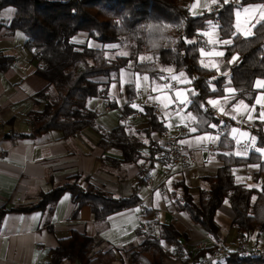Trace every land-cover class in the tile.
Segmentation results:
<instances>
[{
  "label": "trees",
  "instance_id": "trees-1",
  "mask_svg": "<svg viewBox=\"0 0 264 264\" xmlns=\"http://www.w3.org/2000/svg\"><path fill=\"white\" fill-rule=\"evenodd\" d=\"M191 1L0 0V9H12L7 29L23 35L22 48L34 64L32 73L45 82L44 87L30 98L34 105L42 106L40 110L27 112L28 133L11 131L5 133L3 139H31L50 131L60 132L64 138H69L89 129L97 135L99 148L119 152V158L113 160V165L137 164L146 160L149 169L155 161H161L165 152L164 146H158L152 140V135L161 136L165 127L153 108L143 104H138L136 109L131 108L134 87H124L127 102L120 108L117 124L110 131H104L96 124L95 114L86 108V102L94 97L107 100V84L118 79L120 70L151 77L158 74V66L170 67L189 80L185 111L192 117L195 132H217L216 150L227 153L216 154L222 165L213 176L203 178L206 189H199L195 197L184 183L172 182L169 197L173 209L198 226L207 238L223 243L224 238L214 217L227 199L232 213L229 226L242 236L240 240L248 241L253 232L256 235L264 233V183L259 188H246L235 183L231 172L233 168L257 164L258 169L252 176L258 178L264 172V164L255 152L244 158L231 154L234 143L229 130L234 122L217 117L207 106V101L222 98L225 88L230 87L233 94L229 106L239 101L250 104L255 95L254 81H264V23H258L248 37L234 34L232 26L235 7L258 4L263 0H217L216 4L220 6L215 12H203L198 16L188 13L187 4ZM209 22L216 23L220 40L230 41L223 48L221 58L230 63L228 81L199 64L200 43L193 39ZM79 32L85 33L86 40L90 39L100 47L74 45L71 39ZM121 44L127 47L126 55L105 56L103 46L119 47ZM233 57L237 59L231 61ZM11 61V57L0 56V72L6 70ZM97 77L104 78L105 82H95ZM261 92L264 94V84ZM136 113L144 119L140 133L150 151L147 157L138 152L142 142L133 140L123 123L126 117ZM261 126V123H255L251 128L257 148L264 147ZM145 173L146 169L137 173L135 187L127 197H111L92 185L82 187L78 184V176L67 178L42 197L54 199L67 193L76 209L88 207L93 221L98 223L112 213L140 203L135 189L143 183ZM43 204L41 200L34 205L8 210L0 208V216L10 212H33ZM146 213L149 216V212ZM181 237L174 224H159L156 235L144 234L142 241L130 253L129 264H163L166 258L173 256L169 248H181ZM93 248L92 238L71 231L48 251L45 264H110L114 260L113 250L93 252ZM210 253L211 250L206 249L197 250L193 255L177 256L178 264L196 262ZM218 261L220 264H264V251L254 256H242L227 250Z\"/></svg>",
  "mask_w": 264,
  "mask_h": 264
},
{
  "label": "crops",
  "instance_id": "crops-1",
  "mask_svg": "<svg viewBox=\"0 0 264 264\" xmlns=\"http://www.w3.org/2000/svg\"><path fill=\"white\" fill-rule=\"evenodd\" d=\"M205 4H210V0H199V3L192 0L187 4L189 15L198 16L203 12H210L216 5L215 3L204 7ZM232 14L234 34L248 37L254 27L264 21V0L258 4L235 7ZM11 16L10 7L0 9V56L12 58L9 67L0 72V208L8 210L34 205L41 200L44 204L33 212H10L0 216V264H45L48 251L56 246L58 239L66 237L71 231L92 238L93 252L113 250L114 260L110 264H129L130 253L142 241L144 234H157L154 224L161 212L163 224H174L182 234L179 240L181 248H169L173 256L166 258L163 264H178L177 256L193 255L197 251L194 245L207 237L184 215L175 212L171 202H161L163 187L169 183L171 188L172 182L179 181L195 197L199 189H206L203 178L213 176L222 165L216 154L227 153L216 150L219 136L217 132L197 134L192 127V117L185 111L187 91L190 89L188 78L165 66H158V74L151 77L136 75L124 69L119 71L116 81L108 82L107 100L94 97L86 102V108L95 114L96 124L104 131H110L117 124L120 108L127 102L124 87L133 86L134 99L130 101L131 108H138V104L153 108L165 131L161 136L153 134L152 140L158 146H164L167 140L174 139L189 156L182 165L170 163L166 152L162 154L161 161H155L149 169L146 160V166L142 162L139 165H113V160L119 158V152L115 149L103 151L99 148L97 135L89 129L69 138H64L60 132L50 131L31 139H3V135L11 131L28 133L27 112L40 110L42 106L34 105L30 98L45 85L42 79L32 73L34 64L29 61L28 52L22 48L25 40L23 35L18 31H9L6 27ZM74 37L79 39L77 44L86 41V34L83 32ZM193 41L200 43L199 64L228 81L230 63L221 58L223 48L229 44L224 41L229 40L219 39L216 23L209 22ZM116 47L105 45L102 49L105 53H111ZM177 80L181 83H175ZM94 81L102 83L105 79L97 77ZM263 84L262 79L254 81L255 95L250 104L239 101L229 106L233 90L227 87L222 98L208 100L207 106L214 110L217 117L228 118L234 122L229 130V137L234 143L231 154L244 158L250 152H255L264 164V147L257 148L256 139L251 134L254 124L261 123L264 135V94L261 92ZM123 123L133 140H142L143 145L138 148V152L147 157L150 151L140 133L144 127V119L136 113L126 117ZM178 128H184L186 133L179 136ZM156 164L164 170L163 177L157 179L150 175ZM145 169L143 183L135 189L140 203L112 213L102 222L93 221L88 207L76 209L67 193L54 199L42 197L71 176H78V184L82 187L92 185L111 197H127L135 187L137 173ZM257 169V164H250L233 168L231 174L235 183L243 184L246 188H259L264 183V172L254 178L252 174ZM155 179L157 182L162 179V183L156 185ZM146 185L150 187L148 191L145 189ZM155 186L159 196L154 194ZM140 189L144 191L142 195ZM146 199H149V207L141 204ZM146 212H149V216ZM216 216L219 221L215 220ZM215 217V223L221 231L220 222H227L229 225L232 218L229 206L221 204ZM253 234L254 232L249 237V242L254 240L256 246L264 247V238L256 234L252 237ZM220 235L224 238L223 243L228 251H236L240 245L236 244V240L242 236L230 226L228 233L221 232ZM216 264H220V261Z\"/></svg>",
  "mask_w": 264,
  "mask_h": 264
},
{
  "label": "built area",
  "instance_id": "built-area-1",
  "mask_svg": "<svg viewBox=\"0 0 264 264\" xmlns=\"http://www.w3.org/2000/svg\"><path fill=\"white\" fill-rule=\"evenodd\" d=\"M219 4H216L213 6L210 11L215 12L219 8ZM177 132L179 136H182L186 133L184 128H178ZM166 157L168 161L172 164L182 165L187 162L189 159V156L186 154L185 151H183L175 142L174 139H169L164 144ZM142 215L144 216V211L142 212ZM195 250H206L210 249L211 253L205 257L200 258L196 262L193 263H187V264H215L219 259L223 258L226 253L227 249L224 244L216 242L212 239L205 238L204 240H201L197 242L194 245ZM242 256H254L257 254V251L255 249L247 250L244 246L239 245L234 251Z\"/></svg>",
  "mask_w": 264,
  "mask_h": 264
},
{
  "label": "rangeland",
  "instance_id": "rangeland-1",
  "mask_svg": "<svg viewBox=\"0 0 264 264\" xmlns=\"http://www.w3.org/2000/svg\"><path fill=\"white\" fill-rule=\"evenodd\" d=\"M71 40H72V43L74 45L86 44V46L91 47V48H99L100 47L99 44H97L96 42H94V41H92L90 39L89 40H86V41L84 40L83 43H81V44H77L76 43V42L79 41V39L77 37H73ZM126 54H127V47H125V45H122L121 44L119 47H116V49H114L111 53L110 52H106L105 53V56L107 58H113L115 56H124ZM161 80L163 81V83L166 84V81H165L164 78L161 77ZM257 81H261V79H257ZM169 83H170V81H168V84ZM175 83L180 84L181 82L179 80H177V82H175ZM164 154H165V152H164ZM141 162L143 163V165L146 166V163L147 162L145 160H140V161H138L137 164L139 165ZM136 168H138L137 165H136ZM163 172H164L163 167L161 168L158 164H156L154 166V168L151 170L150 175H152L154 178L157 179L158 177H160V178L163 177ZM156 179H155V184L156 185H158L159 183H162V179L160 180V182H157ZM156 187L157 186H155V188H154V194L157 195V196H159L158 195V192L156 191ZM149 188L150 187L148 185L145 186L146 191H148ZM163 189H164V191H163V193L161 195V198H162L161 199V202L162 203H165V204H168L169 202H171V199L169 197V194H170V185H169V183H167V185L165 187H163ZM140 190H141V195H142V192H144V191L142 189H140ZM141 204L144 207H149L150 206L149 199L142 200ZM222 204L229 206L227 199H225ZM215 220L216 221H219L217 216L215 217ZM159 224H163L162 212L159 214L158 220H157V222L154 225H155V227H158ZM220 225L222 227V230L220 231V233L222 232L223 234H225V233H228L229 232V225H228L227 222H220ZM197 228H199V227L197 226ZM199 230H200V228H199ZM254 234H256V233H254ZM254 234L252 235V237H254ZM259 237L260 238H264V233L262 235H260ZM236 241H237L236 244H240V245L244 246L245 249H247V250L255 249L258 253L264 251V247L259 248L258 246H256L255 243H254V240H252L251 242H249V240L248 241H244L243 239H241V240L239 239V240H236Z\"/></svg>",
  "mask_w": 264,
  "mask_h": 264
},
{
  "label": "snow or ice",
  "instance_id": "snow-or-ice-1",
  "mask_svg": "<svg viewBox=\"0 0 264 264\" xmlns=\"http://www.w3.org/2000/svg\"><path fill=\"white\" fill-rule=\"evenodd\" d=\"M197 3H199V0H197ZM217 3V0H210V4H215ZM210 4H205L203 5L204 7H210ZM196 5L194 4L193 7H195ZM261 23H264V21H262ZM224 43H230V41H224ZM237 59V57H233V60Z\"/></svg>",
  "mask_w": 264,
  "mask_h": 264
}]
</instances>
